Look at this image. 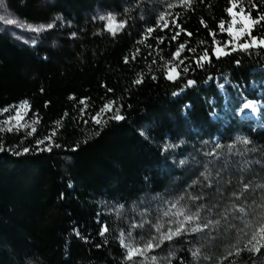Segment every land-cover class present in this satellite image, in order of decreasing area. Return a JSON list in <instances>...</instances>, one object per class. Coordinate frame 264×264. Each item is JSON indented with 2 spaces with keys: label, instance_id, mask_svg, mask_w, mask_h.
<instances>
[{
  "label": "trees",
  "instance_id": "1",
  "mask_svg": "<svg viewBox=\"0 0 264 264\" xmlns=\"http://www.w3.org/2000/svg\"><path fill=\"white\" fill-rule=\"evenodd\" d=\"M0 18L40 29H0V264H128L126 237L175 224L156 264H264V0H0Z\"/></svg>",
  "mask_w": 264,
  "mask_h": 264
},
{
  "label": "rangeland",
  "instance_id": "2",
  "mask_svg": "<svg viewBox=\"0 0 264 264\" xmlns=\"http://www.w3.org/2000/svg\"><path fill=\"white\" fill-rule=\"evenodd\" d=\"M5 20L0 18V29L3 30L5 33L9 34L14 40L22 42V43H35L37 42V36L40 29L30 27L20 21L11 19L14 21L12 25H8L5 23ZM243 22L242 19H237L234 24L233 28L235 29L236 35H240L243 29ZM106 28L111 32H116L119 29V24L114 22L113 20L106 21ZM234 33V34H235ZM35 38V39H34ZM34 39V40H33ZM264 42V40L262 41ZM262 42H257L256 45L261 44ZM264 46V45H263ZM215 55L220 57L225 54V51L222 49H217ZM177 58V54L172 57L170 63H173ZM177 76L176 71L173 68H168L167 70V77L171 80L175 79ZM219 90L223 93L224 88L223 85L219 83ZM248 100H245V103H248ZM255 105L256 111H252L251 108L245 109L242 105L241 112H238L240 116L248 117L253 120H257L260 110L263 109V105L259 101H252ZM179 224H175L172 226H160V229L157 230V233L154 235V238H146L142 240H138L133 235H129L125 238L123 246L126 251V261L128 264H156L157 260L152 256L147 254L148 250L153 248L155 243L158 241H162L166 239V237L170 236L171 234H175L179 230ZM163 227V228H162ZM159 231V232H158ZM158 234V235H157Z\"/></svg>",
  "mask_w": 264,
  "mask_h": 264
},
{
  "label": "snow or ice",
  "instance_id": "3",
  "mask_svg": "<svg viewBox=\"0 0 264 264\" xmlns=\"http://www.w3.org/2000/svg\"><path fill=\"white\" fill-rule=\"evenodd\" d=\"M230 2H231V0H230ZM227 12H228V15H229V16H233V15H234V12H233V8H232V7H229V8L227 9ZM242 22L244 23L245 28H248V27H249V24H248V18H247V17H242ZM5 23L8 24V25H12V24L14 23V21L11 20V19H7V20H5ZM49 27H51V25H49ZM228 32H229V34L232 33V28H231V27L228 29ZM252 44L255 45V44H256V41L253 40V41H252ZM262 45H264V42H262ZM241 47H242V48H248V47H250V45L247 44V43H245V44L241 45ZM237 63H238V61H237ZM243 107H244L245 109H247V108H251L252 111H256L255 105H254V103H253L252 101H249L248 103H245V104L243 105ZM121 118H122V117H120V116H117V117H116L117 120H119V119H121ZM25 151L27 152L28 149H25Z\"/></svg>",
  "mask_w": 264,
  "mask_h": 264
}]
</instances>
